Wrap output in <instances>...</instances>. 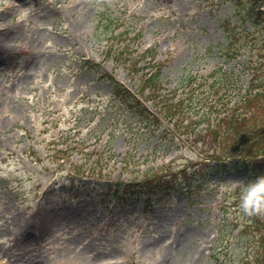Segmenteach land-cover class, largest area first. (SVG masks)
I'll return each mask as SVG.
<instances>
[{
    "label": "rangeland",
    "instance_id": "1",
    "mask_svg": "<svg viewBox=\"0 0 264 264\" xmlns=\"http://www.w3.org/2000/svg\"><path fill=\"white\" fill-rule=\"evenodd\" d=\"M49 1L0 0L9 27L0 32V264H158L165 251L154 257L149 244L178 237L187 244L173 264H235L240 228L231 222L245 216L235 182L248 171L221 174L186 148L155 158L103 75L131 87L114 61L124 44L155 48L171 87L189 73L241 66L252 41L226 63L223 22L255 31L240 18L250 0ZM67 134L107 145L104 159L109 148L116 154L96 183L47 157Z\"/></svg>",
    "mask_w": 264,
    "mask_h": 264
},
{
    "label": "trees",
    "instance_id": "2",
    "mask_svg": "<svg viewBox=\"0 0 264 264\" xmlns=\"http://www.w3.org/2000/svg\"><path fill=\"white\" fill-rule=\"evenodd\" d=\"M244 8L240 18L252 20L255 31H243L224 21L229 40L221 50L225 62L231 63L251 40L241 66L220 65L203 74L189 73L171 87L163 80L164 65L155 48L139 52L124 44L114 61L127 70L132 87L108 73L103 78L121 99L122 118L134 126L130 130L137 141L153 146L152 154L186 148L221 174L247 170L243 181H250L264 175V40L258 41L260 33L264 34V0H250ZM90 64L94 70L97 64ZM81 142L76 134L64 135L47 157L60 169L69 166L73 179L86 177L95 182L104 177L103 170L115 162L116 154L109 148L112 156L104 159L107 145L88 149ZM78 154L81 160L74 161L73 155ZM182 168L187 172V167ZM231 224L233 229L240 228L235 243L242 253L233 259L235 264H264V214H245Z\"/></svg>",
    "mask_w": 264,
    "mask_h": 264
},
{
    "label": "clouds",
    "instance_id": "3",
    "mask_svg": "<svg viewBox=\"0 0 264 264\" xmlns=\"http://www.w3.org/2000/svg\"><path fill=\"white\" fill-rule=\"evenodd\" d=\"M239 186V207L248 216L264 214V175L250 181H236Z\"/></svg>",
    "mask_w": 264,
    "mask_h": 264
},
{
    "label": "bare ground",
    "instance_id": "4",
    "mask_svg": "<svg viewBox=\"0 0 264 264\" xmlns=\"http://www.w3.org/2000/svg\"><path fill=\"white\" fill-rule=\"evenodd\" d=\"M18 1V0H16ZM50 3L53 2L52 1H49ZM74 2H77V0H74ZM18 5V2H15L12 4L11 8H15L16 6ZM9 27H5L3 25H0V32H3L5 30H8ZM186 240L183 238V237H178L177 239H175V241L165 247L164 243L163 242H159V243H151L149 244L148 246V252L149 254L151 255H154V257H156V254H160V252H164V256L161 257V260L158 264H173L174 263V260L176 258V255H177V252L178 253H182V251L185 249L186 247ZM174 252V253H173ZM172 253L171 257L169 258V255ZM161 255V254H160ZM162 261V262H161Z\"/></svg>",
    "mask_w": 264,
    "mask_h": 264
}]
</instances>
